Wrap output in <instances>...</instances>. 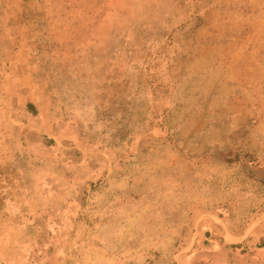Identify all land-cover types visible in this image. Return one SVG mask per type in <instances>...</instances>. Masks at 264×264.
Masks as SVG:
<instances>
[{
    "label": "rangeland",
    "instance_id": "374dc122",
    "mask_svg": "<svg viewBox=\"0 0 264 264\" xmlns=\"http://www.w3.org/2000/svg\"><path fill=\"white\" fill-rule=\"evenodd\" d=\"M0 264H264V0H0Z\"/></svg>",
    "mask_w": 264,
    "mask_h": 264
},
{
    "label": "trees",
    "instance_id": "16d2710c",
    "mask_svg": "<svg viewBox=\"0 0 264 264\" xmlns=\"http://www.w3.org/2000/svg\"><path fill=\"white\" fill-rule=\"evenodd\" d=\"M27 109L32 113V114H36L37 113V109L35 107L34 104L32 103H28L27 104ZM53 144V141H50ZM236 248H239V246H235Z\"/></svg>",
    "mask_w": 264,
    "mask_h": 264
}]
</instances>
